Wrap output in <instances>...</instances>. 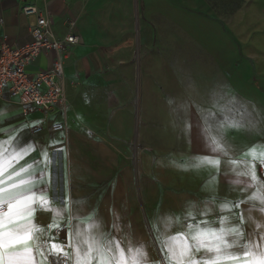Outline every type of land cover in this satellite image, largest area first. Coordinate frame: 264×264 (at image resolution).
Listing matches in <instances>:
<instances>
[{
  "label": "crops",
  "instance_id": "0c3cea01",
  "mask_svg": "<svg viewBox=\"0 0 264 264\" xmlns=\"http://www.w3.org/2000/svg\"><path fill=\"white\" fill-rule=\"evenodd\" d=\"M24 3L0 2L7 33L20 44L30 40L33 21L20 11ZM246 4L226 21L181 0L37 1L50 14L57 38H63L74 21L81 43L64 62V113L46 120L41 113L25 114L17 103L0 100V143L9 152L32 149L5 177L33 164L18 179L37 177L27 188L44 189L51 201L52 211H37L34 220L68 227L72 237L74 229L98 218L106 238L125 250L143 245L151 264H168L162 241L186 233L187 223L207 221L219 227L225 216L229 226H241L240 214L247 217L254 207L251 215L257 226L247 220L242 226L248 238L264 235V227H259L264 225V206L249 199L252 187L236 183L247 179L237 175L246 170L244 164L230 163L249 162L245 153L254 146L257 153L264 151V136L256 134L252 145L242 149L222 144L227 155L211 151L205 130L215 133L200 108L226 103L199 101V92L182 77L180 56L163 49L178 43L174 34L164 35L180 30L224 76L230 93L252 106L264 122V0ZM54 58L52 53L41 55L29 70L48 68ZM61 122L63 132L31 133L36 125ZM205 156L218 158L219 165L198 166ZM256 171L264 177V166L257 163ZM224 203L239 207L222 210ZM73 209L78 210L75 215ZM189 211L195 220L187 219ZM56 229L45 227L41 241H57L52 236ZM71 243L74 247V237ZM70 256L74 264L73 250ZM50 257L36 259L50 264Z\"/></svg>",
  "mask_w": 264,
  "mask_h": 264
},
{
  "label": "snow or ice",
  "instance_id": "6c2138e0",
  "mask_svg": "<svg viewBox=\"0 0 264 264\" xmlns=\"http://www.w3.org/2000/svg\"><path fill=\"white\" fill-rule=\"evenodd\" d=\"M205 138L211 151L223 152L227 155L220 139L211 135L210 128L205 130ZM31 150V147H28L9 152L4 143H0V264H41V261L36 259L37 256L44 258L52 254L69 255L65 251V244L51 237L47 242L41 241L40 234L45 227L58 229L60 225L58 223L40 225L34 220L37 211L51 212L52 209L51 201L44 196V189L37 192L27 188L28 185L35 183L37 177L27 176L18 179L29 172L33 164L21 166L7 177L4 175ZM245 155L251 158L249 162L230 161L234 166L243 163L246 169L238 171L237 175L247 179L236 183L252 187L254 191L249 199L264 206V191H262L264 177H258L256 171L257 163L264 166V151L257 153L254 146ZM219 163L218 158L208 156L197 162L201 167L218 166ZM257 185L259 188L256 187ZM22 187L25 191H19ZM233 207L239 205L228 203L221 205L222 210L227 211H231ZM77 211L73 209V215ZM252 211H255L254 207L250 209L247 217L240 214L241 226H229V218L225 216L220 217L219 227H213L207 221L187 223L186 233H177L162 241L168 264H264V244L261 243L264 242V235L259 236L258 239L248 238L247 230L242 226L245 220L250 225L257 226L256 218L251 215ZM261 211H264V207ZM55 215H60L59 210ZM187 219L196 218L189 211ZM175 222H179V217L175 218ZM201 224L205 226L201 227ZM165 226L170 227L171 220ZM54 235L53 232L52 236ZM72 237L75 238L74 247L71 243ZM72 237H69L67 247L73 250L74 264H151L143 245L125 250L118 241L106 238L105 234L99 231L98 218L91 220L82 228L74 229ZM196 253L202 255L197 256Z\"/></svg>",
  "mask_w": 264,
  "mask_h": 264
},
{
  "label": "built area",
  "instance_id": "2783aa9c",
  "mask_svg": "<svg viewBox=\"0 0 264 264\" xmlns=\"http://www.w3.org/2000/svg\"><path fill=\"white\" fill-rule=\"evenodd\" d=\"M2 0H0L1 2ZM38 0H25L20 11L32 18L30 40L25 43L12 41L6 30V20L0 13V100H9L21 106L25 114L41 113L46 120L52 114L66 111L67 92L65 86L64 62L73 49L80 45L75 35L74 21L68 23L69 31L63 38H57L53 31V20L37 5ZM52 53L55 58L45 69L31 72L29 69L41 55ZM65 130L64 123H51L48 127L36 125L31 129L34 135L44 131L55 134ZM69 228L60 227L54 231L57 241L66 245L68 256L54 254L50 264H72V248L69 243Z\"/></svg>",
  "mask_w": 264,
  "mask_h": 264
},
{
  "label": "rangeland",
  "instance_id": "374dc122",
  "mask_svg": "<svg viewBox=\"0 0 264 264\" xmlns=\"http://www.w3.org/2000/svg\"><path fill=\"white\" fill-rule=\"evenodd\" d=\"M181 1L194 8L209 12L214 18L219 17L226 21L231 20L233 13L238 9L247 7L246 0ZM140 17L141 12L139 11L136 17L137 22L140 21ZM169 34L166 33L164 37L169 38L174 34L178 43L173 44L172 47L166 46L163 49L180 56L179 68L182 77L185 83L199 92V101H205L208 98L210 103H217L218 101L211 99L214 98L223 99L226 103V105L202 106L200 108L201 113H203L208 124L212 126L215 136L220 139L221 144L228 148L242 149L252 145L257 136L256 134L264 136V122L258 118L252 106L230 93L224 76L221 73L219 74L217 68L205 53L180 30L174 28ZM190 69L195 70V72L192 73V70L189 72ZM146 227L149 229L150 225L147 223Z\"/></svg>",
  "mask_w": 264,
  "mask_h": 264
}]
</instances>
